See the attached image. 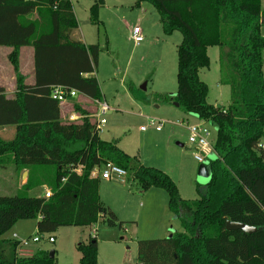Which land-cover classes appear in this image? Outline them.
Masks as SVG:
<instances>
[{
    "label": "trees",
    "instance_id": "16d2710c",
    "mask_svg": "<svg viewBox=\"0 0 264 264\" xmlns=\"http://www.w3.org/2000/svg\"><path fill=\"white\" fill-rule=\"evenodd\" d=\"M97 2L90 8L95 25L104 5ZM144 2L159 14L165 35H182L177 94H160L158 100L176 103L217 128L210 182L198 187L199 200H184L167 173L143 165L117 141H103L90 118L94 114L81 105H75L83 117L80 123L63 122L60 102L52 99L55 87L103 101L99 82L91 76L101 48L72 39L78 21L71 0H0V47L12 48L8 59L17 87L14 99L0 88V129H16L13 139L0 137V164L11 160L19 175L30 170L17 194L0 196V264H55V253L20 257L19 241L1 239L21 220H37L41 235L62 227H90L100 218L111 227L122 226L101 201L100 177H93L95 169L108 163L125 170L144 191L164 190L168 210L183 229L169 238L139 241L137 264H264L263 0H137L136 6ZM23 47L34 49L31 86L20 69ZM213 47L221 51L220 82L231 88L228 107L208 104L209 87L200 79V70L210 67L208 50ZM41 166L54 170L50 198L29 196L45 186L38 182ZM228 221L257 231H229ZM78 249L80 264H97L96 240Z\"/></svg>",
    "mask_w": 264,
    "mask_h": 264
},
{
    "label": "rangeland",
    "instance_id": "374dc122",
    "mask_svg": "<svg viewBox=\"0 0 264 264\" xmlns=\"http://www.w3.org/2000/svg\"><path fill=\"white\" fill-rule=\"evenodd\" d=\"M97 1L100 0H73V4L79 24L77 33L83 32L87 43L101 48L95 77L103 101L110 108L104 117L107 125L101 139L117 141L121 150L136 157L143 165L167 173L176 183L182 199L199 200L198 187L204 188L210 182L211 162L217 155L209 153L203 163H199L195 159L197 152L189 143V131L180 122L202 124L203 121L173 103H164L157 98L160 94L172 97L177 94L181 33L165 35L154 7L145 2L136 6L137 0H104L105 5L99 10L100 24L95 25L91 22L90 8ZM135 27L142 30L144 37L140 45L130 37ZM261 34L264 36V26ZM5 49L9 50L0 48V77L9 83L14 75L3 52ZM220 52L219 47L209 48L210 67L200 70V79L209 87L208 104L228 107L232 94L231 88L220 82L223 74ZM26 53L27 49L23 53L21 70L30 82L32 69ZM76 103L79 100L69 101L63 107V122L69 123L68 114L75 110ZM88 106L89 113L96 114L94 105ZM149 119L164 121L163 131L157 132L153 128L143 131ZM204 124L211 133V143L215 145L217 128L209 122ZM261 144L264 145V137ZM9 172L0 170V179L9 176ZM37 172L38 182L45 186L30 191L31 197L45 194L46 188L51 190L49 185L54 180L53 168L41 166ZM101 186L103 204L117 216L122 226L111 227L100 218L90 227H62L57 232L41 235L37 231V220H21L1 239L30 241L29 246L18 250L20 257L54 252L55 264H80L82 253L79 246H87L94 239L97 241V264H137L139 241L165 239L183 232L180 221L168 210L169 197L164 190L144 191L134 178H128L125 185L101 179ZM17 193L16 185L0 180V196ZM36 237L40 242L33 243L32 239ZM50 237L54 238V243L49 242Z\"/></svg>",
    "mask_w": 264,
    "mask_h": 264
},
{
    "label": "built area",
    "instance_id": "2783aa9c",
    "mask_svg": "<svg viewBox=\"0 0 264 264\" xmlns=\"http://www.w3.org/2000/svg\"><path fill=\"white\" fill-rule=\"evenodd\" d=\"M131 39L136 45H140L144 42L142 30L139 27H135L133 29ZM79 95L80 94L76 90H69L64 87H55L52 91V99L60 102L61 106L67 104L73 99H76ZM95 103L98 105V111L96 112V114L93 115V117L96 118L97 132L101 134L103 133L104 128L107 125V120L104 117L110 111V108L106 102L96 101ZM82 119L83 117L76 112H72L68 116L69 123H78ZM204 123L205 122H202V124H189L185 123L184 121L180 122V124L187 128V130L189 131V143L195 148L197 152L195 154V159L199 163H203V161L205 160V156H207L209 153H215L214 145L210 141L211 133L206 128ZM165 125L166 123L164 121L149 119L148 126L142 128V130L146 131L148 128H153L157 132H161L163 131ZM260 148L264 150V145L260 144ZM97 176L100 177V179L102 180L114 181L118 184L123 185L127 183L128 178L127 172L113 163H108L105 167L100 170L95 169L93 172V177ZM51 195V191L47 189L45 192V197L50 198ZM32 242L38 243L40 242V239L34 238L32 239ZM49 242L54 243V238L50 237ZM29 244L30 241H21L19 249L27 247L29 246Z\"/></svg>",
    "mask_w": 264,
    "mask_h": 264
},
{
    "label": "crops",
    "instance_id": "0c3cea01",
    "mask_svg": "<svg viewBox=\"0 0 264 264\" xmlns=\"http://www.w3.org/2000/svg\"><path fill=\"white\" fill-rule=\"evenodd\" d=\"M104 1V0H103ZM71 2H72V4H73V0H71ZM104 5H105V1H104ZM73 9H74V13H75V16H76V18H77V12H76V10H75V8H74V4H73ZM78 21V20H77ZM78 27H79V24H78ZM77 31H79V28L78 29H76L75 31H73V33H72V39L74 40V41H81V42H83L86 46H89V45H91V44H89V43H87L86 42V40H85V36H84V34H83V32H82V34H78L77 33ZM132 35H130V37H131ZM132 40V39H131ZM0 48H7V49H9V50H4L3 52H5V56L7 57V59H8V56L11 54V52H12V48H8V47H0ZM25 49H27V58H28V62H29V64H30V67H31V69H32V80L29 82L28 80H27V77H26V84L27 85H29V86H31V85H33L34 84V80H35V78H34V49L32 48V47H23V48H21V50H20V69H21V61H22V59H23V53H24V50ZM2 50V49H1ZM8 61H9V59H8ZM10 63V62H9ZM11 67H12V65H11ZM12 70H13V67H12ZM21 72H22V70H21ZM23 74V73H22ZM13 75H14V77H12V79H11V81L9 82V83H6V82H4V80L3 79H1V77H0V88H3L4 90H5V95H6V97L8 98V99H14L15 98V94H16V92H17V87H16V80H15V73H14V70H13ZM91 76H93V77H95V73L93 74V75H91ZM77 100H79V103H77V104H79V105H81V107H82V109H84V110H86V111H88V112H91V111H89L88 109L90 108L89 106L87 107V104H89V105H91V106H93L97 111H98V105L95 103V101H92V100H90V99H88V98H86V97H84V96H82V95H79L77 98H76ZM76 99H74V100H76ZM73 101V100H72ZM103 102H105V101H103ZM66 105V104H65ZM65 105H62L61 106V112H62V119H63V111H64V109H63V107L65 106ZM109 106V105H108ZM72 112H75V110H73ZM72 112H70L69 114H71ZM77 113V112H76ZM69 114H68V116H69ZM79 114V113H78ZM92 115V114H91ZM91 119L92 120H94L93 119V117H91ZM78 123H80V122H78ZM162 132V131H161ZM15 134H16V129H15V127H6V128H2V129H0V137L2 138V139H4V140H11V139H13L14 137H15ZM102 134V133H101ZM100 134V135H101ZM7 165H1L0 164V170H7V171H10L9 173H10V175L9 176H4V175H2V176H4V177H2V179H0V180H3L5 183H11L12 185H16V187H17V190L19 191L26 183H27V179H28V177H29V175H30V170H24V171H22V173L19 175L17 172H16V168H15V165L13 164V162L11 161V160H9V161H7ZM205 182V181H204ZM203 182V183H204ZM47 189V188H46ZM152 189H155V188H152ZM152 189H150V190H152ZM100 198H101V201H102V195H103V187L101 186L100 187ZM41 196H44V194L43 195H41ZM40 196V197H41ZM162 198H163V195H162Z\"/></svg>",
    "mask_w": 264,
    "mask_h": 264
},
{
    "label": "water",
    "instance_id": "95a60500",
    "mask_svg": "<svg viewBox=\"0 0 264 264\" xmlns=\"http://www.w3.org/2000/svg\"><path fill=\"white\" fill-rule=\"evenodd\" d=\"M175 107H179L178 104H174ZM205 181V180H203ZM226 229L229 230V231H236V230H240V231H243L247 234H253L255 233L257 230L255 228H252V227H249L247 225H244V224H241V223H233L231 221H228L227 224H226ZM53 253H51V256H53Z\"/></svg>",
    "mask_w": 264,
    "mask_h": 264
}]
</instances>
